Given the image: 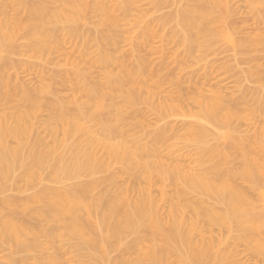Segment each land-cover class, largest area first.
<instances>
[{
  "label": "rangeland",
  "instance_id": "rangeland-1",
  "mask_svg": "<svg viewBox=\"0 0 264 264\" xmlns=\"http://www.w3.org/2000/svg\"><path fill=\"white\" fill-rule=\"evenodd\" d=\"M14 1H20L36 16L23 13L22 6L19 10L12 7ZM68 1L77 4V0H0V29L5 28V18L19 12L15 17L19 26L13 23L8 27L14 29L12 35H0V118L5 117L9 124L22 122L28 129L23 138L26 142L40 138L43 147L49 149L56 141L60 155L68 145L89 139V135L98 136L105 144L121 134L132 145L134 138L144 144L151 138L146 136L157 134L160 144L153 152L144 151L145 159L161 163L168 170L180 164L185 171L207 172L215 166L214 180L236 189L224 196H243L264 215V89H260V84L264 85V0H229L225 8L214 10L224 16L226 28L215 25L216 37L193 43L190 53L175 37L173 14L186 5L208 13V0H105L102 9L96 5L100 0H82L87 4L97 2L86 13L69 10ZM120 3L125 13L118 10ZM108 8L114 13L107 12ZM191 36L208 35L197 28ZM226 36H231L233 43ZM5 57L10 58L6 67ZM130 69H136L133 72L139 76L132 91L123 73ZM19 86L27 89L28 95ZM85 89L92 90L93 96L88 97ZM211 91L231 97L226 105L230 116L217 127L214 139H206L204 147L199 148L195 140L207 126L196 101L200 94L210 96ZM239 94L247 96L240 100ZM79 113L83 115L80 122L89 132L67 127L65 136L59 116ZM6 143L14 146L15 140L8 137ZM103 144H82L104 166L91 177L81 172L80 176L65 178L54 170L53 160L46 161L37 172L27 166L5 172L0 177V212L5 223H18L20 218L11 217V213L27 195L39 199L28 202L32 215L46 212V205L57 192L97 180L112 193L128 189L133 199L150 195L157 205L158 218L168 221L173 213L193 243L214 241L218 251H224L231 242L230 248L236 252L231 260L264 264V250L255 240L244 238L247 229L235 225V218L229 219L231 228L211 220V215L225 216V204L203 194L184 192L179 185L164 183L156 175L145 178L128 173L123 164L108 156ZM207 156L212 157L210 163L201 160ZM255 182H260V188L252 185ZM96 186L101 192L102 187ZM93 192L90 198L98 195ZM24 220L34 228L27 230L30 234H38L40 229L46 232L38 238L42 251L29 253L46 258L23 264L76 261L74 252L65 248L75 242L63 229L29 216ZM192 226L196 228L192 230ZM142 232L127 235L119 243L132 242L140 235L146 239ZM121 244L116 250L121 251ZM14 247L10 240L0 241V264H10L6 260ZM116 250L112 257L122 254Z\"/></svg>",
  "mask_w": 264,
  "mask_h": 264
},
{
  "label": "bare ground",
  "instance_id": "bare-ground-1",
  "mask_svg": "<svg viewBox=\"0 0 264 264\" xmlns=\"http://www.w3.org/2000/svg\"><path fill=\"white\" fill-rule=\"evenodd\" d=\"M77 1L75 2L77 4L71 1L67 2L69 10L75 8L80 12L86 13L94 9L97 3L87 4L82 0ZM104 1L100 0L96 4L99 5L98 8L102 9L105 6ZM129 2L131 3L132 0H129ZM228 2L229 0H208V4L211 6L208 13L196 11L186 5L173 14L175 37L182 42V45L189 53L193 47V43L208 42L216 37L218 30L213 28L215 25L223 26L220 29L226 28L224 16L215 11L218 8H225ZM11 4L17 10L22 6L20 1H14ZM117 6L121 13L126 12L122 3L117 4ZM22 9L23 13H27L28 16H36L30 8L23 7ZM17 10L11 17L5 18V28L0 29V35L5 37L11 36L14 29H8L9 25L14 23L16 27L19 26L15 18L19 13ZM113 10V8L112 10L108 8L107 12L113 14L117 8ZM197 28L208 36H197L198 38L195 36L196 38L194 39L191 33ZM226 39L231 43L234 41L231 36H226ZM9 59V57H5V67ZM133 71H136V69L123 71L130 91L134 89V85L139 81V76ZM249 74L252 75L253 73ZM251 75L248 76L251 78ZM105 80L108 85L110 83V76L107 75ZM18 89L23 91V94L28 95L27 89L23 86H19ZM260 89H264L263 84H260ZM85 92L88 97L93 96L92 90L85 89ZM209 94L210 96L200 94L196 101L200 108V118H202L207 126V130L205 132L201 131L199 138L195 140V144L199 148L204 147L206 139L213 138L214 132L220 123L230 116L226 105L229 99L231 101V97L220 91L213 93L211 91ZM245 96L240 95L239 99L244 100ZM130 103L131 100L129 99L128 104ZM99 106L101 107V105ZM222 111L226 113L220 117L219 114ZM82 117V113L73 116H59V119L65 126V136L68 134L66 131L67 127L73 128L75 132H89L90 129L86 127V124L82 121L80 122ZM156 119L161 120L157 116ZM145 124L147 126L148 122ZM27 132L28 129L22 122L16 120L9 124L5 121V117L0 118V177H3L5 172L13 171L17 167L27 166L30 171L37 172L48 160H53L52 165L54 166V170L56 169L65 178L80 176L81 172L84 173L82 176H86L85 173L87 172V177H91L104 167L95 154L87 151L82 146V144L84 146L87 144L89 146L94 144L102 145V139L96 135H89V139L71 143L60 155L57 150L58 143L56 141L54 142V148L46 149L43 147L40 138L34 139L33 142L24 141V134ZM53 132L55 131L52 130ZM150 136L149 143L143 144L134 138L132 145H129L123 139V136L119 134L113 141L103 145L108 156L115 162L123 164L128 173L143 174L145 178L156 175L164 183L173 182L179 185L184 192L203 194L208 198H214L219 202L218 204H225L224 206L227 209L225 216L211 215V220L213 222H221L223 226L231 228L229 219L235 218V225L247 229L244 238L255 240L259 247L264 250V215H262L261 210H257L255 203L245 199L243 196L225 197V193L236 191V189L231 184L226 185L224 182L214 180L213 176L216 173L215 166L207 172L185 171L180 164L168 170L163 168L161 163L150 162L145 159L143 152L146 150L153 152L158 148L161 140V137L157 134H151L146 137ZM8 137L15 140L14 146L7 145L6 138ZM201 160L210 163L212 157L207 156L206 159L201 158ZM197 161L200 160L197 159ZM86 182L57 192L56 196L46 205V212L36 211L33 213L35 217H32L33 214L31 215L28 202L39 201L38 196H34L33 194L32 196L27 195V198L24 199L25 201H21L18 209L11 213V217L20 218L18 223H5V216H2L0 212V225L2 227L0 229V241L3 243L7 239L15 244V247L11 250V255L6 261H10V264H23L25 261L32 260L33 258L41 260L46 258L42 254L37 258L29 254L33 250L42 251L43 248L38 238L46 234L43 229H40L38 234L27 232V230L33 231L34 229L33 226L25 224L24 218L29 216L30 219L44 225H49V223L52 224L51 226L56 225V227L63 229L74 240L75 243L73 244L68 243L66 246L63 245L69 252L71 249L72 252L70 253L74 252L75 256H73L76 258V261L73 264H241L237 260H231L236 256L234 249L230 248L231 242H227L228 244L224 251H218L219 249L214 241L200 244L193 243L190 240L189 232L183 229L182 221L173 213L168 221H164L167 223L162 222L157 215V205L150 195L141 194L138 198L133 199L130 197L128 189L123 188L126 191L122 189L112 193L109 189L107 191L103 189L104 186L99 185L101 181ZM96 184L98 187H102L101 192L100 189H95L97 188ZM252 185L260 188V182H255ZM93 186L96 187L94 188ZM104 188H107V186ZM91 189L96 194L98 193L96 190H99L100 193L90 198V192H93ZM1 201L5 203V198H2ZM14 201L16 202L17 200ZM195 228V226H192L191 229L194 230ZM142 230L146 233V236H144L146 239L140 235V237L136 236L132 242L124 245L123 243H119L125 236ZM30 235L32 238L28 240ZM117 244L119 245L117 246ZM120 244L122 245L121 251L120 249L116 250V247H120ZM115 250L122 252V254L112 257L111 254ZM6 264L9 263L6 262ZM70 264L72 263L70 262Z\"/></svg>",
  "mask_w": 264,
  "mask_h": 264
}]
</instances>
